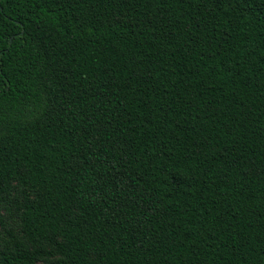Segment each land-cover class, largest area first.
<instances>
[{
    "label": "trees",
    "instance_id": "trees-1",
    "mask_svg": "<svg viewBox=\"0 0 264 264\" xmlns=\"http://www.w3.org/2000/svg\"><path fill=\"white\" fill-rule=\"evenodd\" d=\"M0 264H264V0H0Z\"/></svg>",
    "mask_w": 264,
    "mask_h": 264
},
{
    "label": "rangeland",
    "instance_id": "rangeland-1",
    "mask_svg": "<svg viewBox=\"0 0 264 264\" xmlns=\"http://www.w3.org/2000/svg\"><path fill=\"white\" fill-rule=\"evenodd\" d=\"M22 191L19 188L9 203L3 205V214L5 217L4 227H0V251L7 245L9 232L14 233L18 237H22V227L20 213L17 211L18 203L22 200ZM41 264H46L42 262Z\"/></svg>",
    "mask_w": 264,
    "mask_h": 264
}]
</instances>
